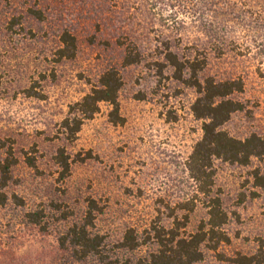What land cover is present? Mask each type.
<instances>
[{
	"label": "rangeland",
	"instance_id": "obj_1",
	"mask_svg": "<svg viewBox=\"0 0 264 264\" xmlns=\"http://www.w3.org/2000/svg\"><path fill=\"white\" fill-rule=\"evenodd\" d=\"M127 1L0 0V158L4 150L12 149L17 161L4 191L9 198L22 200V205L9 200L0 206L3 264H17V256L47 249L60 228L61 212L80 214L88 197L105 203L97 224L112 232H119L124 224L142 226L156 214L186 215V232L203 224V196L186 171L188 156L201 137L200 122L191 113L196 94L173 77V68L160 53L166 46L180 59L192 58L196 47L204 48L201 77L241 74L243 89L232 97L242 109L231 114L222 129L235 138L251 133L264 138V33L257 38L262 61L251 62L231 52L213 51L211 33L223 35V31L210 20L201 22V12L206 14L203 7L208 8L201 2ZM29 7L39 9L42 18L26 14ZM13 15L16 21L10 28L8 19ZM62 29L76 39L72 59L55 56ZM119 34L136 42L142 54L138 62L120 67L122 46L114 39ZM109 66L120 70L117 100L123 122L112 123L110 106L102 103L75 139L67 141L59 124L68 107ZM62 149L69 158L65 176L55 162ZM26 156L33 159L34 167L27 164ZM251 161L248 166L219 159L213 163L214 188L226 213L222 228L228 242L218 247L224 255L250 254L256 241L264 240V190L251 178V170L264 163ZM29 208L44 211L49 235H39L24 222L22 214ZM163 221L169 225L171 219ZM207 246L203 244L205 260L221 264Z\"/></svg>",
	"mask_w": 264,
	"mask_h": 264
},
{
	"label": "trees",
	"instance_id": "obj_2",
	"mask_svg": "<svg viewBox=\"0 0 264 264\" xmlns=\"http://www.w3.org/2000/svg\"><path fill=\"white\" fill-rule=\"evenodd\" d=\"M69 1L74 0H49V3L67 4ZM124 1L127 0H114V3L122 4ZM200 2L208 6H200L206 12H201V22L210 20L212 26L220 27L223 31V35L211 33L213 51L218 54L231 52L235 57L247 58L251 62L262 61L263 49L257 38L264 33V0H195L194 3L198 5ZM149 4L152 6L155 2L151 1ZM208 9L212 11V15H208ZM25 13L41 17V11L35 7L27 8ZM14 17L13 15L8 19L10 28L16 21ZM127 36L119 34V37H114L115 42L122 46L120 67L138 62L142 55L136 42L132 38L127 40ZM58 38L60 46L56 49L55 56L59 60L74 58V35L67 29H62ZM194 51L192 58L183 59L167 46L160 53L173 68V77L195 90L191 113L200 122L201 137L188 156L186 171L195 182L196 191L203 196L200 201L206 209L203 224L194 232H186V215H167L164 218L171 219L168 225L163 221L164 218L156 214L142 226L124 224L119 232H112L110 228L97 224L98 217L104 214L105 203L88 197L80 214L61 212L58 219L60 228L54 231L50 251L48 247L35 251L33 255H19L17 264H215L205 260L204 243L208 244L207 249L212 252V258L217 263L264 264L263 239L256 241V248L250 254L232 252L224 255L218 251L220 244L228 242V237L222 228L226 213L222 208L220 194L214 188L213 163L218 159L243 166H248L251 160L264 163V138L256 133L241 139L235 138L222 129L230 115L242 109L240 101L232 96L242 91L243 78L241 74L220 79L201 77L200 73L206 65L203 58L206 51L197 47ZM121 85L122 78L117 66L105 68L81 99L68 107L66 116L59 124L64 138L73 141L84 121L93 118L102 103L110 106L109 120L114 124H121L123 119L119 115L117 100ZM89 157L86 156L85 159ZM25 160L29 166L34 167L31 157L26 156ZM16 161L11 148L3 151V157L0 158V206L9 200L22 205L20 198L14 195L9 198L4 191ZM55 162L60 167L62 176L69 173V158L63 149L57 151ZM251 178L254 186L264 190V164L256 165L251 170ZM53 206L54 210H59L57 204ZM22 215L24 222L34 226L39 235H49L42 209L29 208ZM0 264L3 262L0 261Z\"/></svg>",
	"mask_w": 264,
	"mask_h": 264
}]
</instances>
